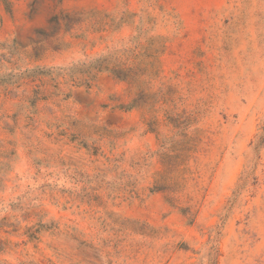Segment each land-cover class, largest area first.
<instances>
[{"label": "rangeland", "instance_id": "374dc122", "mask_svg": "<svg viewBox=\"0 0 264 264\" xmlns=\"http://www.w3.org/2000/svg\"><path fill=\"white\" fill-rule=\"evenodd\" d=\"M0 264H264V0H0Z\"/></svg>", "mask_w": 264, "mask_h": 264}]
</instances>
